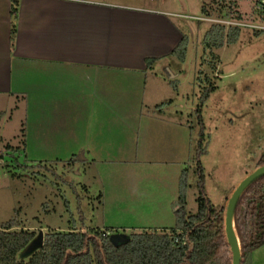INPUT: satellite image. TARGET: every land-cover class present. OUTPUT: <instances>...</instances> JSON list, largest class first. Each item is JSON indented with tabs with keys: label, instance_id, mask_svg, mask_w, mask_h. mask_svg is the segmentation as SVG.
Returning <instances> with one entry per match:
<instances>
[{
	"label": "rangeland",
	"instance_id": "rangeland-1",
	"mask_svg": "<svg viewBox=\"0 0 264 264\" xmlns=\"http://www.w3.org/2000/svg\"><path fill=\"white\" fill-rule=\"evenodd\" d=\"M138 1L163 15L157 35L162 57L127 104L111 101L110 121L98 115L86 139L82 132L77 139L66 136L63 146H46L26 143L30 114L26 119L12 109L0 117V222L12 220L36 235L169 230L183 171L185 210L194 213L200 190L214 207H225L257 168L264 152V30L239 28L235 43L205 49L212 23L204 19L229 18L203 14L202 0ZM225 3L231 16L264 24L256 0ZM180 38L184 61L170 50ZM252 257L254 264L264 262V248Z\"/></svg>",
	"mask_w": 264,
	"mask_h": 264
},
{
	"label": "crops",
	"instance_id": "crops-1",
	"mask_svg": "<svg viewBox=\"0 0 264 264\" xmlns=\"http://www.w3.org/2000/svg\"><path fill=\"white\" fill-rule=\"evenodd\" d=\"M15 1L11 40L12 0H0V117L12 109L26 119L30 114L29 145L63 146L66 136L77 139L82 132L86 139L98 115L110 121L111 101L127 104L162 57L157 35L163 15L138 0Z\"/></svg>",
	"mask_w": 264,
	"mask_h": 264
},
{
	"label": "trees",
	"instance_id": "trees-1",
	"mask_svg": "<svg viewBox=\"0 0 264 264\" xmlns=\"http://www.w3.org/2000/svg\"><path fill=\"white\" fill-rule=\"evenodd\" d=\"M202 1V13L206 16L243 20L239 13L230 15L231 7L225 3L226 0ZM259 1L256 0V4ZM16 11V1L12 0L11 40L15 32ZM239 33L240 29L236 27L211 24L203 36L202 45L205 49H220L225 44L235 43ZM172 53L184 61L185 39ZM151 62L147 60V68H150L148 63ZM171 85L176 87L174 82ZM211 89L206 91L203 99ZM262 165L264 152L257 162V167ZM186 186V173L183 171L179 196L173 207V228L126 235L128 240L117 245L110 241L109 233L99 231L92 235L75 229L47 232L43 235L41 247L28 257L21 258V253L36 233L21 228L12 220L2 223L0 264H230L231 256L223 235L224 205L214 207L200 190L196 211L189 213L185 210ZM235 229L241 248L240 264H251L253 252L264 246V178L254 182L240 199L235 211Z\"/></svg>",
	"mask_w": 264,
	"mask_h": 264
},
{
	"label": "water",
	"instance_id": "water-1",
	"mask_svg": "<svg viewBox=\"0 0 264 264\" xmlns=\"http://www.w3.org/2000/svg\"><path fill=\"white\" fill-rule=\"evenodd\" d=\"M264 178V165L257 167L248 175H246L234 188L230 194L226 205L224 207V217H223V235L228 247L231 263L230 264H240L241 263V248L239 240L235 229V211L236 207L242 198L246 190L257 180ZM110 241L114 244L124 243L128 240L127 236L124 234H113L109 237ZM43 241V233L39 231L32 242L25 248L21 253V258L28 257L34 251L38 250Z\"/></svg>",
	"mask_w": 264,
	"mask_h": 264
},
{
	"label": "built area",
	"instance_id": "built-area-1",
	"mask_svg": "<svg viewBox=\"0 0 264 264\" xmlns=\"http://www.w3.org/2000/svg\"><path fill=\"white\" fill-rule=\"evenodd\" d=\"M264 0H260L259 3L256 5V12H264ZM212 24H217L224 26L226 28L229 27H236V28H247V29H254L258 31H263L264 30V24H259L255 25L252 22H245L242 20H235V19H228L227 21L220 20V19H214V18H209V19H204Z\"/></svg>",
	"mask_w": 264,
	"mask_h": 264
}]
</instances>
